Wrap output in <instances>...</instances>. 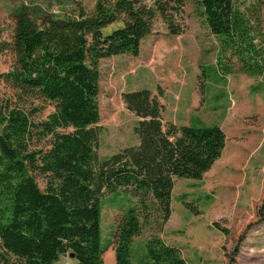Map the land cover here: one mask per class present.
Listing matches in <instances>:
<instances>
[{"label": "trees", "instance_id": "16d2710c", "mask_svg": "<svg viewBox=\"0 0 264 264\" xmlns=\"http://www.w3.org/2000/svg\"><path fill=\"white\" fill-rule=\"evenodd\" d=\"M185 1L97 0L90 10L39 17L17 11L10 40L0 38V51L15 57L0 74L13 92L0 99V264H54L71 252L77 264H105L101 203L122 190L136 203L116 223V264H132V240L152 218L144 264H187L158 233L171 215L174 178L200 179L210 169L225 146L222 128L163 123V105L148 88L129 90L121 97L137 118L138 142L104 158L96 152L99 61L137 55L158 15L179 34L173 22ZM195 2L221 50L264 81L259 12L240 0ZM36 100L52 104L45 118H34Z\"/></svg>", "mask_w": 264, "mask_h": 264}, {"label": "rangeland", "instance_id": "374dc122", "mask_svg": "<svg viewBox=\"0 0 264 264\" xmlns=\"http://www.w3.org/2000/svg\"><path fill=\"white\" fill-rule=\"evenodd\" d=\"M97 0H0V38L9 41L17 11L33 17L60 15ZM259 12L256 28L264 32V0H240ZM171 34L158 15L137 55L123 53L99 61L100 119L96 152L107 157L138 142L136 116L122 93L148 88L163 105V123L219 125L225 133L220 157L200 179L175 177L171 215L159 236L180 249L187 264H264V81L239 70L235 57L221 50L195 0H186ZM15 64L13 53L0 51V74ZM0 77V99L12 95ZM36 120L53 106L36 100ZM41 185L40 179H37ZM136 203L127 191L106 194L101 203V242L105 264H116L113 233L124 210ZM190 204L192 211L186 204ZM131 243L132 264L145 263V243L153 218ZM54 264H77L62 255Z\"/></svg>", "mask_w": 264, "mask_h": 264}, {"label": "water", "instance_id": "95a60500", "mask_svg": "<svg viewBox=\"0 0 264 264\" xmlns=\"http://www.w3.org/2000/svg\"><path fill=\"white\" fill-rule=\"evenodd\" d=\"M69 256H70L71 258H73V257H74V254L71 252V253H69Z\"/></svg>", "mask_w": 264, "mask_h": 264}]
</instances>
